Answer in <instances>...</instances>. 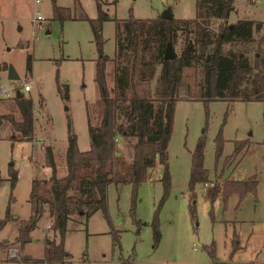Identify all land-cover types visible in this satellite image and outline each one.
Wrapping results in <instances>:
<instances>
[{"label": "rangeland", "instance_id": "1", "mask_svg": "<svg viewBox=\"0 0 264 264\" xmlns=\"http://www.w3.org/2000/svg\"><path fill=\"white\" fill-rule=\"evenodd\" d=\"M100 1L110 17L101 26L102 52L108 57L114 51L115 21L125 19L128 14L134 18H154L169 9L174 18L194 16V0ZM52 3L59 9V17H53ZM36 10L40 20H34ZM84 17H96L93 0H0V62L6 65L0 72V84L15 86L14 91L18 89L29 96L33 104V132L29 141L11 140L10 136L17 138L18 133L5 120L0 125V176L7 177L10 162L17 172L13 201L9 204L12 218L0 229V242L10 245L0 251V264H49L43 259L44 236L57 237L48 227L52 218L46 211L21 249L12 242L18 221L30 213L31 179H38L39 192L44 194L50 173L43 163L45 146L52 149L56 176L65 174L66 116L77 148L89 147L85 103L97 98L93 82L96 50ZM229 19L259 22V29L253 31V37H258L264 27V0H233L227 23ZM230 45L239 47L226 44L224 48ZM172 50L177 55L180 42ZM253 51L254 48L249 50L248 55ZM27 54L29 71L25 68ZM8 67L15 71L17 79L7 78ZM105 70L106 85L110 89L113 85L110 63ZM183 75L190 92L186 96L184 85L178 89L167 145L169 184L163 199L160 201L162 166L157 159L135 190L128 183H107L108 221L99 210L87 218L79 212L72 213L63 238V248L69 258L57 264H264V100L215 99L203 103L194 98L198 73L185 68ZM24 80L31 81L28 91L20 86ZM64 85L68 93L66 100L57 91V86ZM13 93L10 91L9 97L0 98V114L10 112L18 119L11 99ZM219 130L222 146L215 159L214 138ZM199 136L204 140L202 167L207 170V178L195 183L190 191L191 152ZM116 138L113 140L116 152L126 162L130 161L129 143L133 138ZM243 141L245 146L241 144ZM234 143L240 146L236 154ZM251 177L256 180L253 192L239 199L232 193L225 204L218 191L213 201L210 200L215 187L220 190L227 181ZM203 182L209 183L204 193L200 190ZM8 191V183L3 181L0 217L4 215ZM189 205H193V216ZM154 217L160 233L156 245H153L151 229ZM10 248L17 249L18 258L8 257Z\"/></svg>", "mask_w": 264, "mask_h": 264}, {"label": "trees", "instance_id": "2", "mask_svg": "<svg viewBox=\"0 0 264 264\" xmlns=\"http://www.w3.org/2000/svg\"><path fill=\"white\" fill-rule=\"evenodd\" d=\"M93 1L96 17H84L90 26L96 50L93 82L97 98L92 103H85L89 147L86 150L77 148L70 119L66 116V172L61 177L56 176L52 149L45 146L43 163L50 169L45 193L39 192V181L33 177L28 194L30 213L26 219L18 221L12 241L21 249L29 241V233L35 228L40 215L46 211L52 218L48 227L57 237L44 236L43 259L49 264L69 258V253L63 248V238L66 222L72 213L79 212L87 218L99 210L108 221L107 183H128L135 190L146 179L148 169L157 159L162 166L160 181L163 194L160 201L163 199L169 184L167 145L178 89L184 85L186 96L190 92L189 85L183 81L185 68H192L198 73L197 95L194 98L203 103L215 99L264 100V27L258 37H253V31L261 25L259 22L237 19L229 25L226 19L233 10V0H194V16L191 18L172 16L164 19L160 15L134 18L128 14L125 19L115 21L111 57L103 54L101 37L102 22L110 17L102 9L100 0ZM52 11L53 17H59V9L53 3ZM178 42L179 53L164 59L166 45L170 44L173 49ZM226 44H237L239 47L230 45L224 48ZM252 48V55H248ZM108 63L113 81L110 89L105 79ZM25 68L30 70L29 54L25 58ZM5 69L6 65L0 62V72ZM57 91L63 99L68 98L65 85L57 86ZM20 94V97H11L19 118L15 119L10 112L0 114V125L5 120L11 130L18 133L17 138L11 135V140L29 141L33 132V104L29 96ZM116 136L133 138V142L129 143L130 161L126 162L121 154H115L113 139ZM241 144L246 145L245 141ZM221 146L219 130L214 138L215 159L221 153ZM203 147V137L199 136L191 152L190 191L195 183L207 178V170L202 167ZM239 149L240 146L234 143L233 153L236 154ZM16 180V170L8 165L7 177L0 176V186L7 181L9 188L4 215L0 217V229L8 218H12L9 204L13 201L12 189ZM255 186L256 180L252 177L244 181H227L220 190L215 187L209 197L213 201L219 191L220 199L225 203L230 194H236L239 199L247 192H253ZM188 209L193 216V205H189ZM151 229L153 245H156L160 233L155 217L151 221ZM113 240L116 242L114 235ZM9 245L0 242V251L8 249Z\"/></svg>", "mask_w": 264, "mask_h": 264}, {"label": "built area", "instance_id": "3", "mask_svg": "<svg viewBox=\"0 0 264 264\" xmlns=\"http://www.w3.org/2000/svg\"><path fill=\"white\" fill-rule=\"evenodd\" d=\"M37 0H35V2H36ZM41 19V16H40V14H39V12H38V10H36L35 11V17H34V20H40ZM30 83H31V81H26V80H24L23 82H21V84H20V86L22 87V90L23 91H28L29 89H30ZM14 89H15V86H13V87H10V86H5V85H1L0 84V98L1 97H9L10 96V91H13L14 93H15V91H14ZM18 90V89H17ZM20 91V90H19ZM14 93L11 95V96H13L14 95ZM113 140H117V138L115 137ZM209 186V183L208 182H203L202 184H201V192L202 193H204L205 192V190H206V188ZM17 249L16 248H10L9 250H8V257L9 258H11V259H16V258H18V255H17V251H16Z\"/></svg>", "mask_w": 264, "mask_h": 264}, {"label": "water", "instance_id": "4", "mask_svg": "<svg viewBox=\"0 0 264 264\" xmlns=\"http://www.w3.org/2000/svg\"><path fill=\"white\" fill-rule=\"evenodd\" d=\"M160 17L164 18V19H169L172 17V13L169 9H165L160 13ZM175 56L176 55H175L174 51L172 50L170 44H167L165 47L164 53H163V58L168 59V58H173ZM7 78L10 80H14V79L18 78L17 74L15 73V71L11 67L7 68ZM14 96L20 97L21 96L20 91L16 90L14 93ZM9 165H12V163L10 162ZM15 217L16 216H13V218H15Z\"/></svg>", "mask_w": 264, "mask_h": 264}, {"label": "crops", "instance_id": "5", "mask_svg": "<svg viewBox=\"0 0 264 264\" xmlns=\"http://www.w3.org/2000/svg\"><path fill=\"white\" fill-rule=\"evenodd\" d=\"M230 20V19H229ZM234 22V20L233 19H231L228 23H229V25H231V23H233ZM246 150H247V147H245V149L243 150L244 151V153L246 152ZM115 154L116 155H118V153L117 152H115Z\"/></svg>", "mask_w": 264, "mask_h": 264}]
</instances>
